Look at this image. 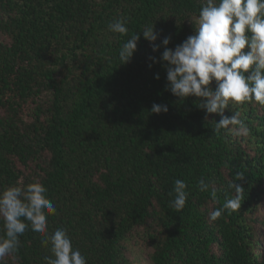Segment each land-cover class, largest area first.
<instances>
[{
    "label": "trees",
    "instance_id": "trees-1",
    "mask_svg": "<svg viewBox=\"0 0 264 264\" xmlns=\"http://www.w3.org/2000/svg\"><path fill=\"white\" fill-rule=\"evenodd\" d=\"M205 3L0 0V191L42 183L57 208L49 233L66 229L87 264H264V105L230 104L224 115L238 114L246 132L217 130L219 115L166 89L164 48L154 52L142 33L154 25L155 43L170 36L174 49ZM117 19L128 35L109 30ZM176 179L188 185L180 212ZM236 184L241 208L212 220ZM19 239L4 264H46L41 234L29 226Z\"/></svg>",
    "mask_w": 264,
    "mask_h": 264
},
{
    "label": "clouds",
    "instance_id": "clouds-1",
    "mask_svg": "<svg viewBox=\"0 0 264 264\" xmlns=\"http://www.w3.org/2000/svg\"><path fill=\"white\" fill-rule=\"evenodd\" d=\"M109 30L122 36L128 35L126 19H117L108 25ZM143 37L158 51L163 46L160 61L166 69V89L180 100L196 97L199 108L206 114H216L217 130L239 124L246 132L238 114L225 116L230 104L256 101L264 105V0H206L200 8L195 33L182 43L170 48L171 37L166 36L156 44L159 34L154 25L145 26ZM140 35L131 36L119 52L120 60L128 63L137 49ZM153 62L155 57L151 58ZM156 79H159L157 74ZM215 81L216 87H211ZM168 106L153 104L151 112L167 113ZM199 190L207 192L210 185L198 181ZM188 185L176 179L175 196L171 207L177 212L186 205ZM236 195L226 200L210 214L212 220L220 218L226 210L241 208L243 187L233 185ZM169 195H172L170 193ZM212 195L215 191L212 190ZM57 214V208L39 181L26 186H8L0 191V217L4 234L0 236V264L4 258L18 251L20 236L29 229L41 234V243L50 245L46 264H87L86 257L75 249L64 228L49 233L48 217Z\"/></svg>",
    "mask_w": 264,
    "mask_h": 264
},
{
    "label": "rangeland",
    "instance_id": "rangeland-1",
    "mask_svg": "<svg viewBox=\"0 0 264 264\" xmlns=\"http://www.w3.org/2000/svg\"><path fill=\"white\" fill-rule=\"evenodd\" d=\"M261 239H264V234L260 232Z\"/></svg>",
    "mask_w": 264,
    "mask_h": 264
}]
</instances>
